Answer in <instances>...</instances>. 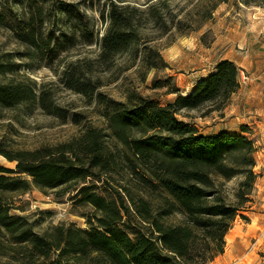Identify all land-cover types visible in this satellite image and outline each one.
<instances>
[{
  "label": "trees",
  "instance_id": "1",
  "mask_svg": "<svg viewBox=\"0 0 264 264\" xmlns=\"http://www.w3.org/2000/svg\"><path fill=\"white\" fill-rule=\"evenodd\" d=\"M104 1L106 32L98 38L89 30L84 39L101 44L97 61L110 67L140 44L142 27L163 19L161 6L168 0H157L147 9L122 4L125 0ZM227 1L214 0L205 17L211 18L212 9ZM19 36L23 43L40 48L43 33H36L33 24ZM150 51L160 57L157 50ZM17 67L0 64V73ZM95 70L94 62L77 60L67 65L61 80L89 103L97 97L110 133L90 126L69 142L10 157L19 161L16 170L0 167V264L214 261L225 252L226 236L237 217L247 219L241 212L254 201L257 147L243 134L204 135L178 114L208 103L222 108L241 86L240 67L231 59L220 60L216 71L201 78L188 95L180 94L166 105L134 91L124 101L108 97L99 91L103 82L92 75ZM35 105L64 120L69 115L43 87L37 89L29 81L0 83V107L30 110ZM82 119V114H73L76 123ZM89 178L103 183L104 195L96 184H87ZM234 179L239 183L230 195L224 186ZM70 186L77 191L74 211L86 218L88 228L59 223L40 231L30 216L10 212V193L33 188L57 192ZM179 213L184 219L176 222L173 218Z\"/></svg>",
  "mask_w": 264,
  "mask_h": 264
},
{
  "label": "rangeland",
  "instance_id": "2",
  "mask_svg": "<svg viewBox=\"0 0 264 264\" xmlns=\"http://www.w3.org/2000/svg\"><path fill=\"white\" fill-rule=\"evenodd\" d=\"M155 2L121 3L147 9ZM213 4L214 0H168L167 6H161L163 19L150 20L141 28L140 44L107 67L97 61L101 44H88L84 39L89 30L98 38L106 32L108 20L102 17L107 9L104 0H0V64L18 65L15 71L0 73V83L32 82L37 89L43 87L52 92L55 102L69 111L64 120L45 113L37 105L30 110L0 107V167L16 170L19 161L10 157L25 150L69 142L90 126L110 133L107 120L99 114L97 97L89 103L87 97L66 88L62 82L63 72L71 62H94L96 70L92 75L101 78L103 85L99 91L108 97L124 101L134 91L166 105L180 94L186 96L201 78L216 71L220 60L229 58L241 69L239 90L220 109L216 103H208L199 109H183L178 117L195 125L204 135L223 130L250 136L257 147V183L262 181L264 0L221 2L212 9V17L206 18ZM32 24L36 33H43L40 48L30 47L19 36ZM48 42L51 45L46 48ZM153 49L160 57L150 51ZM74 113L82 114L80 123L73 120ZM244 126L250 130L245 131ZM87 181L96 184L104 195L102 182L93 178ZM238 183L239 179L227 182L225 191L233 194ZM75 188L64 187L57 192L33 188L10 193V212L30 216L40 231L59 223L88 228L86 218L74 211ZM249 206L241 212L247 219L238 216L229 232L235 235V241H227L225 252L209 264H264V208L257 199ZM173 219L179 222L184 215L179 213Z\"/></svg>",
  "mask_w": 264,
  "mask_h": 264
},
{
  "label": "crops",
  "instance_id": "3",
  "mask_svg": "<svg viewBox=\"0 0 264 264\" xmlns=\"http://www.w3.org/2000/svg\"><path fill=\"white\" fill-rule=\"evenodd\" d=\"M195 85H194V87H195ZM193 88H192V90H193ZM192 90H190L189 93ZM188 94H186V95H188ZM216 132H220V130H215L213 133H216ZM257 186H258V188L255 190L253 197H254V200L257 199L258 204H260V206H262V209H263L264 208V179H262V181L258 182ZM262 214L264 215V212Z\"/></svg>",
  "mask_w": 264,
  "mask_h": 264
},
{
  "label": "bare ground",
  "instance_id": "4",
  "mask_svg": "<svg viewBox=\"0 0 264 264\" xmlns=\"http://www.w3.org/2000/svg\"><path fill=\"white\" fill-rule=\"evenodd\" d=\"M226 240L228 242H233L235 241V235L231 232L230 234L228 233V235L226 236Z\"/></svg>",
  "mask_w": 264,
  "mask_h": 264
}]
</instances>
